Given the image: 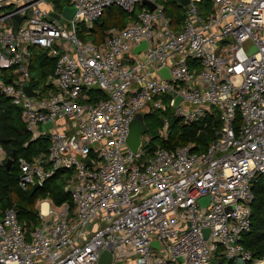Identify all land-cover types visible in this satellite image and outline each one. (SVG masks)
Here are the masks:
<instances>
[{
	"label": "built area",
	"instance_id": "2783aa9c",
	"mask_svg": "<svg viewBox=\"0 0 264 264\" xmlns=\"http://www.w3.org/2000/svg\"><path fill=\"white\" fill-rule=\"evenodd\" d=\"M62 1L73 6L70 19L50 14L60 11L54 0H0V92L20 106L32 136L48 141L45 154L17 157L18 185L69 173V201L42 216L47 198L38 199L33 228L12 205L0 211V264H96L102 249L108 264H208L218 246L232 264H264L240 241L251 186L264 178V0H188L176 28L155 0L152 9L142 0ZM111 4L124 24L100 42L80 38L76 25L90 27ZM36 48L54 57L40 87L29 82ZM26 81L35 94L23 91ZM170 91L181 97L172 113ZM144 105L163 111L160 137L169 116L183 124L217 110L221 126L201 150H147L144 132L133 151L128 122Z\"/></svg>",
	"mask_w": 264,
	"mask_h": 264
},
{
	"label": "trees",
	"instance_id": "16d2710c",
	"mask_svg": "<svg viewBox=\"0 0 264 264\" xmlns=\"http://www.w3.org/2000/svg\"><path fill=\"white\" fill-rule=\"evenodd\" d=\"M60 0H54L58 4ZM162 5L170 27L176 28L180 22L183 6L177 0H155ZM201 2H199V5ZM111 4L103 11L100 18L94 20L90 27L81 22L76 25V32L80 38H88L100 42L105 31L110 26L121 27L126 21L125 13L118 7L110 11ZM110 11V12H109ZM54 57L46 55L44 50L34 49L29 60V82L34 87L52 72ZM42 89L46 88L42 86ZM92 90V89H91ZM20 106L11 103L9 98L0 92V149L3 157L0 159V211L6 206L15 208L17 219L29 230L38 224L36 202L40 198L50 199L53 205L62 201H69V192L66 189L63 174H69L62 169L56 170L45 178L41 186L31 190V186L22 189L18 185L17 157L33 159L46 153L47 137L38 135L33 137L26 129L20 117ZM156 111V110H153ZM158 112V111H156ZM150 112L144 116L146 117ZM155 113V112H154ZM238 116L235 117V124ZM161 124V122H159ZM149 127V122H146ZM221 126V119L217 110H212L197 121L168 126L166 136L160 137L156 130L148 134L147 150L152 149L156 143L172 147L176 144L191 143V148L201 150L215 136L216 130ZM148 131V128H147ZM146 131V132H147ZM145 132V133H146ZM12 153V161L6 166L5 158ZM148 152V151H146ZM252 199L249 203V229L240 238L242 245L248 248L252 257H264V178H258L251 186ZM208 264H232L224 259L221 247H217Z\"/></svg>",
	"mask_w": 264,
	"mask_h": 264
},
{
	"label": "water",
	"instance_id": "95a60500",
	"mask_svg": "<svg viewBox=\"0 0 264 264\" xmlns=\"http://www.w3.org/2000/svg\"><path fill=\"white\" fill-rule=\"evenodd\" d=\"M177 1L181 6H183L184 4H186L188 2V0H177ZM142 2L146 3L150 9H152L155 6L154 2H150L148 0H142ZM58 6L60 7L59 13L58 12H50V14L52 16L58 17L60 14L61 16L65 17L66 19H70L72 17V13L74 10L73 6L65 4L64 1H62V0H60L58 2ZM11 19H12L11 30L14 32L16 30V26L18 24L20 16L13 15L11 17ZM143 46H144V41L142 40L133 47V51L136 52L139 49H141ZM159 71L163 75L167 76V72H166V69L164 67H161V69ZM22 89L26 94H29V95L35 94V91L32 90L28 81L23 83ZM170 94H174V93L172 91H170ZM105 97H107V95ZM180 99H181V97L178 94H174L173 105H170L168 107L169 113L173 112L174 104H176ZM148 112H149L148 106L144 105V106L134 110V112L132 113V116L128 122V130H127V134L125 136V143L133 151L136 150V148L141 143V135L147 131L148 127H147V124L144 120V116ZM175 121H176V116H169V118H168L169 126L172 125ZM49 125H50V122L47 121V122L42 124V127L49 126ZM12 153L13 152H11L10 155H8L5 158V165L6 166H8L12 161ZM37 187H39V184L37 182H35L31 185V190L33 191ZM66 189H68V188H66ZM205 200H206V196H203L199 199L200 202H204ZM202 233H203V236L206 237V235L208 233V228H206V227L202 228ZM153 243L157 245L156 241H153ZM110 259H111L110 251H108L107 249H102L99 253L96 264H108ZM239 261L240 260L238 259L237 262H239Z\"/></svg>",
	"mask_w": 264,
	"mask_h": 264
},
{
	"label": "rangeland",
	"instance_id": "374dc122",
	"mask_svg": "<svg viewBox=\"0 0 264 264\" xmlns=\"http://www.w3.org/2000/svg\"><path fill=\"white\" fill-rule=\"evenodd\" d=\"M54 7H55V9H59L58 7V4H55V2H54ZM111 9H110V11H112L113 9H115V8H117L116 6H111L110 7ZM107 9V7L105 8V10ZM2 11V9H0V12ZM109 11V12H110ZM63 22L67 25V21L66 20H63ZM242 46H243V48L245 49V51L246 52H248V53H250L251 51H253L254 50V45H253V43L250 41V39H244L243 41H242ZM155 112V113H154ZM162 113H163V111H158V112H156V111H150V113L147 115V117H146V122H149V127H148V131L146 132V135L148 136V134L150 133V134H152L151 132L153 131V130H156V131H158V129L160 128V119H161V117H162ZM2 152V151H1ZM1 154H3V153H1ZM3 157V155H1V158ZM0 158V159H1ZM62 177H63V179H64V181H65V184H66V178H68L69 177V174H63L62 175ZM36 204H37V202H36Z\"/></svg>",
	"mask_w": 264,
	"mask_h": 264
},
{
	"label": "clouds",
	"instance_id": "9594fccd",
	"mask_svg": "<svg viewBox=\"0 0 264 264\" xmlns=\"http://www.w3.org/2000/svg\"><path fill=\"white\" fill-rule=\"evenodd\" d=\"M51 200L45 199L39 202L40 212L42 216H48L50 214Z\"/></svg>",
	"mask_w": 264,
	"mask_h": 264
},
{
	"label": "crops",
	"instance_id": "0c3cea01",
	"mask_svg": "<svg viewBox=\"0 0 264 264\" xmlns=\"http://www.w3.org/2000/svg\"><path fill=\"white\" fill-rule=\"evenodd\" d=\"M2 150L0 149V158H1V155H3L4 153H3V151L1 152ZM1 153H3V154H1Z\"/></svg>",
	"mask_w": 264,
	"mask_h": 264
}]
</instances>
